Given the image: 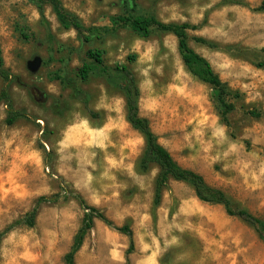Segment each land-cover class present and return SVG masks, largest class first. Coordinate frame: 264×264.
<instances>
[{"label": "rangeland", "instance_id": "374dc122", "mask_svg": "<svg viewBox=\"0 0 264 264\" xmlns=\"http://www.w3.org/2000/svg\"><path fill=\"white\" fill-rule=\"evenodd\" d=\"M85 27L99 28L82 46L77 33L45 11L53 39L28 0H0L5 69L19 78L10 93L27 119L6 124L0 105V233L24 219L42 197L33 228L19 226L0 246V264H67L85 215L76 196L113 224L95 220L74 264H264V241L223 206L199 201L171 180L156 206L159 169L142 172L143 136L126 120L122 92L104 78H77L89 50L105 65L124 66L140 89V115L185 169L202 175L237 209L264 221V0H137L165 24H190V47L209 61L239 98L224 123L212 87L185 68L172 34L147 39L128 29L103 30L127 0H61ZM111 26V25H110ZM203 38L212 46L202 45ZM42 65L36 72L29 63ZM90 95L88 107L61 81ZM4 82L0 77V93ZM128 227V235L118 229Z\"/></svg>", "mask_w": 264, "mask_h": 264}, {"label": "trees", "instance_id": "16d2710c", "mask_svg": "<svg viewBox=\"0 0 264 264\" xmlns=\"http://www.w3.org/2000/svg\"><path fill=\"white\" fill-rule=\"evenodd\" d=\"M28 2L38 9L42 23L45 25L51 40L53 36L45 15L47 7L52 8L62 29L66 31L73 30L77 33L82 46L91 43L93 36L100 35L99 28L85 27L76 14L68 11L64 7L61 0H28ZM109 22L111 26L108 24L102 29L115 34L120 29H128L144 39L151 37L155 32L175 36L178 40V50L185 68L194 78L212 87L222 120L228 124V115L235 110V106L229 102V98H239V94L233 93L228 85L214 71L209 61L190 47L188 32L196 31L198 29L196 26L187 23L165 24L158 20L154 12L140 11L137 0H127L124 14L112 17ZM195 41L202 45L212 46V43L203 38H195ZM87 56L89 60L83 62V66L77 72V78L84 83H87L93 76L104 78L108 84L118 88L122 92L126 103V120L145 140V150L141 157L139 167L142 172L149 171L153 166L159 169L155 188V205L159 206L161 204L163 192L171 180L186 183L193 188L199 201L205 204L223 206L228 216L238 218L253 227L259 237L264 241L263 220L255 217L246 210L235 208L223 191L210 186L202 175L179 165L171 153L160 143L149 120L140 115V89L136 78L128 69L124 66L116 68L106 66L104 52L97 49L89 50ZM0 77L4 82V88L0 93V105L3 104L7 107L6 124L13 126L18 121L27 119V115L25 111L17 110L14 106L10 89L13 85L22 86V83L18 77L13 76L5 69L1 43ZM49 78L51 81H61L62 84H66L65 79L60 74L50 75ZM64 88L70 89L73 97L82 101L88 107L90 95L84 92L80 86L71 83L66 84ZM76 198L84 208L85 215L82 226L74 238L71 251L65 257L67 264H74L75 257L83 247L88 233L93 229L95 220H102L106 225L111 227L113 225L98 209L88 206L81 197L76 196ZM58 201L59 196L40 198L36 207L24 219L12 224L4 232L0 233V246L4 237L17 227L27 226L33 228L36 225L39 209L42 205L47 203L55 204ZM118 230L130 237L131 249H133V234L131 230L128 227Z\"/></svg>", "mask_w": 264, "mask_h": 264}, {"label": "water", "instance_id": "95a60500", "mask_svg": "<svg viewBox=\"0 0 264 264\" xmlns=\"http://www.w3.org/2000/svg\"><path fill=\"white\" fill-rule=\"evenodd\" d=\"M41 65H42V60L40 58H36L33 62L29 63V69L32 72H36L37 70H39Z\"/></svg>", "mask_w": 264, "mask_h": 264}]
</instances>
